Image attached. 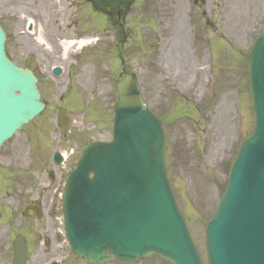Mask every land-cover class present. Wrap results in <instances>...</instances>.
<instances>
[{
  "label": "rangeland",
  "instance_id": "1",
  "mask_svg": "<svg viewBox=\"0 0 264 264\" xmlns=\"http://www.w3.org/2000/svg\"><path fill=\"white\" fill-rule=\"evenodd\" d=\"M81 2L87 7L80 26L105 27L112 34L74 66L50 51L29 64L38 72L47 107L0 150V264H12L13 251L5 244L14 231L25 234L33 250L44 232L51 238L59 232L63 241L53 239V246L69 247L61 221L64 184L82 146L112 138L116 80L124 70L137 73L143 99L164 121L168 174L207 264L205 224L217 208L240 142L253 129L248 63L264 28V0H134L125 27L118 28L126 37L115 33L104 14H95L92 23L88 1ZM59 62L64 72L56 77L49 67ZM60 107L75 119L64 131L58 126ZM60 149H73L75 155L57 167L50 155ZM34 200L43 202L45 216L23 222L22 210ZM68 254L65 264H83L69 248ZM109 264L171 263L150 257Z\"/></svg>",
  "mask_w": 264,
  "mask_h": 264
},
{
  "label": "water",
  "instance_id": "2",
  "mask_svg": "<svg viewBox=\"0 0 264 264\" xmlns=\"http://www.w3.org/2000/svg\"><path fill=\"white\" fill-rule=\"evenodd\" d=\"M4 43L0 26V145L44 108L34 74L7 57ZM263 45L264 34L251 60L255 130L207 226L210 264H264ZM118 91L114 140L85 147L67 183L63 211L72 250L98 262L157 254L175 264H203L167 176L162 121L142 102L134 72L122 75ZM60 117L63 126L71 121L64 110ZM15 249L14 264H25L24 242L16 240Z\"/></svg>",
  "mask_w": 264,
  "mask_h": 264
},
{
  "label": "flooded vegetation",
  "instance_id": "3",
  "mask_svg": "<svg viewBox=\"0 0 264 264\" xmlns=\"http://www.w3.org/2000/svg\"><path fill=\"white\" fill-rule=\"evenodd\" d=\"M68 1L71 7L78 6L77 0ZM62 4L63 0H0V20L5 17L6 24L11 28L7 51L12 58L17 61L23 59L25 60L23 65H27L31 62L30 60L45 58V53L48 51L56 56L61 54V22L63 19L61 18L60 7ZM20 9L26 12L27 18L33 19L34 23L31 25V30L34 34L21 36L16 34L25 25L23 20L13 17ZM118 18L120 22H125V17H122L121 13H119ZM40 26L42 27L43 37L50 44L49 50H46L45 41L39 43L36 40V35L40 34ZM12 46L16 49V52L12 50ZM60 256H62V250L48 244L45 250L38 249L34 252V262H31V264H44L46 259H58Z\"/></svg>",
  "mask_w": 264,
  "mask_h": 264
},
{
  "label": "bare ground",
  "instance_id": "4",
  "mask_svg": "<svg viewBox=\"0 0 264 264\" xmlns=\"http://www.w3.org/2000/svg\"><path fill=\"white\" fill-rule=\"evenodd\" d=\"M37 36V38H36V40L39 42V43H43L44 42V40H43V37H42V32H40V34L39 35H36ZM86 42L83 40V41H78V45H82V44H85ZM74 43L72 42V41H70V42H66L65 43V45H64V47H65V50L66 49H68V48H70L72 45H73ZM65 56V55H64Z\"/></svg>",
  "mask_w": 264,
  "mask_h": 264
},
{
  "label": "trees",
  "instance_id": "5",
  "mask_svg": "<svg viewBox=\"0 0 264 264\" xmlns=\"http://www.w3.org/2000/svg\"><path fill=\"white\" fill-rule=\"evenodd\" d=\"M111 2L118 3L120 2V0H102L101 1V3L105 5V8L107 7L106 4H111Z\"/></svg>",
  "mask_w": 264,
  "mask_h": 264
}]
</instances>
